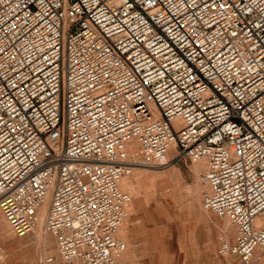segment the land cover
<instances>
[{
    "label": "built area",
    "instance_id": "1",
    "mask_svg": "<svg viewBox=\"0 0 264 264\" xmlns=\"http://www.w3.org/2000/svg\"><path fill=\"white\" fill-rule=\"evenodd\" d=\"M172 147L166 162L205 161L202 205L234 226L218 252L264 264V0H0V207L17 235L48 201L58 264H133L120 180Z\"/></svg>",
    "mask_w": 264,
    "mask_h": 264
},
{
    "label": "rangeland",
    "instance_id": "2",
    "mask_svg": "<svg viewBox=\"0 0 264 264\" xmlns=\"http://www.w3.org/2000/svg\"><path fill=\"white\" fill-rule=\"evenodd\" d=\"M192 163L183 158L161 168L138 166L136 169L142 170L138 179L129 173L135 181L131 205L126 206L131 210L127 234L128 239L139 243L133 256L135 264H229L231 258L218 252L224 217L209 210L214 220L204 218L188 201L187 186L195 178L190 170ZM173 164L180 168L178 178L172 171ZM3 214L1 211L7 233L0 234L4 255L0 264H58V259L45 262V249L35 246L31 232L17 235ZM233 234L234 230L228 235L230 240ZM46 236L48 249L57 253L56 238L49 232Z\"/></svg>",
    "mask_w": 264,
    "mask_h": 264
},
{
    "label": "bare ground",
    "instance_id": "3",
    "mask_svg": "<svg viewBox=\"0 0 264 264\" xmlns=\"http://www.w3.org/2000/svg\"><path fill=\"white\" fill-rule=\"evenodd\" d=\"M129 151H130V153L132 155L138 156L141 153L139 144L137 142H133L130 145V147H129ZM174 155H175V148L172 147L169 150V152L167 153V155L164 158V160L154 161V162H151L149 164L137 163L136 165L133 166L131 172L133 173L134 178L138 179L140 177L139 173L142 171L141 169H139V170H141L139 172L136 169V168H138V166H141V167L142 166H145V167L146 166H155L156 168L165 167V166L175 162V160H171L169 162H166V161L170 160L171 158H173ZM172 166H173L172 167V171L174 172V176L176 178H178L179 175H180V168H178L177 166H174V164ZM205 167H206V165H205V161L204 160L193 161V163L190 166V170L194 174L195 178H194L193 183L191 185L187 186L186 193H187V195L189 197L188 201H189L190 205L193 206L197 210L199 215L203 216L204 218H210V219L214 220L211 212L208 209H205L203 207V205H202V191H203V189H205L207 187V185L201 179V172L204 171ZM134 169H136V170L134 171ZM142 169H144V168H142ZM171 174H173V173H171ZM130 175L126 174V175H124L121 178L120 186H121L122 189H124L126 191L128 190L130 192L131 196H132L133 192H134V190H133L134 189L133 182L135 180H134V178H130L129 177ZM129 205H131V204H129ZM47 206H48V201H46L43 204V206L38 209V211H37V224L35 225V227L30 232H31L32 236L35 238V240H34L35 241V246L37 248L38 247H42L43 249H45V253H46L45 258H44L45 262H54L55 260L58 259V254L55 253V252H52V250L48 249V239H47V236H46V233L48 231L46 230V227H45ZM1 211H2V213H4L2 208L0 207V225H1L0 226V234L5 235L7 233V227H6L5 224H2V223H4L5 218H3V216L1 215ZM129 211H131V210H130V208L128 206L127 215L129 214ZM3 215H4V217H6L5 214H3ZM127 220H128V216L125 217V219H124V221H123V223H122V225H121V227L119 229V235L124 237V239L127 240L129 246H128L127 251H125L124 253L120 254L119 257L124 258V259H130L131 261H133V256L135 255V253L133 252V248H132V246L130 244V241L128 239V234H127V227H128L127 222L128 221ZM220 225H221V230H222L221 232H223L222 234L226 238H228V235L233 232L234 226L232 225L230 220L228 218H226V217H224V219L221 221ZM30 232H28V233H30ZM263 251H264L263 249L261 250V248H258L257 249V254H259V252H260V254H262ZM227 257L231 258V260L233 259L232 256H227ZM262 263H263V260H262V257H261V258H259L258 264H262ZM77 264H78V262H77Z\"/></svg>",
    "mask_w": 264,
    "mask_h": 264
},
{
    "label": "crops",
    "instance_id": "4",
    "mask_svg": "<svg viewBox=\"0 0 264 264\" xmlns=\"http://www.w3.org/2000/svg\"><path fill=\"white\" fill-rule=\"evenodd\" d=\"M129 241H130V244H131V246L133 248V252L135 253V251L139 248V243L137 241H132L131 239H129ZM127 260L132 262L133 264H135L134 261H131L129 259H127Z\"/></svg>",
    "mask_w": 264,
    "mask_h": 264
}]
</instances>
